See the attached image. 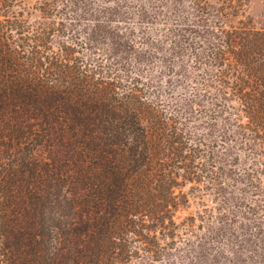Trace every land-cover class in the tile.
<instances>
[{"label": "trees", "instance_id": "16d2710c", "mask_svg": "<svg viewBox=\"0 0 264 264\" xmlns=\"http://www.w3.org/2000/svg\"><path fill=\"white\" fill-rule=\"evenodd\" d=\"M242 6L0 0V264L154 261L187 235L182 182L264 207V21L218 20ZM170 77L185 94L165 96ZM202 109L221 120L213 156L189 117ZM227 212L196 241L223 237L215 253L237 259L251 235L264 253V224Z\"/></svg>", "mask_w": 264, "mask_h": 264}, {"label": "rangeland", "instance_id": "374dc122", "mask_svg": "<svg viewBox=\"0 0 264 264\" xmlns=\"http://www.w3.org/2000/svg\"><path fill=\"white\" fill-rule=\"evenodd\" d=\"M25 5L31 6L40 0H22ZM210 6V10H215L214 13H218L217 9L222 0H205ZM243 3V14L237 18L218 16V20L225 23L233 24L236 19L241 18L243 21L248 20L253 26H261L264 21V0H242ZM222 4V3H221ZM64 25L67 27V20H63ZM77 27V26H76ZM160 57H150L149 68L158 70L161 68ZM145 71L146 67L143 68ZM165 70V69H163ZM179 69H176V71ZM183 72L182 70H179ZM170 74V72H168ZM168 74V75H169ZM186 77V76H185ZM185 77H170L165 79L160 78L158 80L162 89L165 90V96L172 94V97L177 98L180 94L186 93V87L188 81ZM160 92V91H159ZM161 93V92H160ZM162 94V95H164ZM165 99L168 100L166 97ZM197 108V107H196ZM197 109H201L198 107ZM198 112L189 116L194 121L195 137L197 140L202 142V149L208 153V156H213L220 151L221 144L217 145L216 131L220 119L215 122L208 120V112ZM206 113V115L204 114ZM202 190V191H201ZM204 187L200 189L196 187V183L182 182L174 191L177 194V198L180 203L175 207L173 212L174 221L176 223L185 224L188 226L187 235H182L181 241H179L175 250L170 252H163L160 250L157 258L154 261H149L146 264H254V262L264 261V253L258 246L259 242L255 240L251 235L247 236V241L241 243L240 256L235 259L233 255H223L221 253H215L221 245L223 240L220 241H209V239H203V241H196L197 236H202L207 233L206 229L212 228L215 224L225 222L224 218L220 216V213L228 215L226 211L234 209L235 213L245 212V219H237L242 223L247 224L248 227L246 233H249L248 229L251 225L258 223L264 224V207H227L228 204L216 202L217 197L207 194L204 191ZM213 197V198H212ZM225 205V206H224ZM224 216V215H223ZM219 217V218H217ZM236 219V218H235ZM234 219V221H235ZM226 223V222H225ZM189 229V230H188ZM196 236V237H195ZM264 236V234H263ZM217 240V239H216ZM176 245V244H175ZM129 264H139L135 259L129 262Z\"/></svg>", "mask_w": 264, "mask_h": 264}]
</instances>
